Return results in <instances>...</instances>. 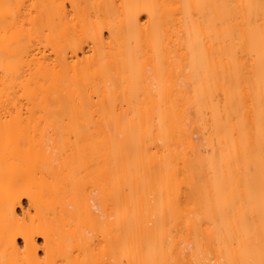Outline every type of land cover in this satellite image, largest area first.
Listing matches in <instances>:
<instances>
[{
  "label": "bare ground",
  "instance_id": "obj_1",
  "mask_svg": "<svg viewBox=\"0 0 264 264\" xmlns=\"http://www.w3.org/2000/svg\"><path fill=\"white\" fill-rule=\"evenodd\" d=\"M4 3L42 38L0 8V262L258 259L264 0Z\"/></svg>",
  "mask_w": 264,
  "mask_h": 264
},
{
  "label": "snow or ice",
  "instance_id": "obj_2",
  "mask_svg": "<svg viewBox=\"0 0 264 264\" xmlns=\"http://www.w3.org/2000/svg\"><path fill=\"white\" fill-rule=\"evenodd\" d=\"M34 8L36 7L35 5L33 6ZM73 9H75L76 5L72 6ZM0 8L3 9V18L4 20L7 22L9 20V18H11L12 20V25L11 27L13 28H17L18 30L21 31V35L18 36L16 43H20L22 41L25 40H30L31 43L36 44L39 42V39L42 38V30L39 27V24L36 25L35 27V36H32L31 33L33 32V26L31 23H29L28 28H27V32H23L24 30V24L23 23H19V25L17 26V12L14 10L15 6L11 5V4H0ZM67 14V13H66ZM8 28V24L6 23V30ZM30 54V53H27ZM25 54V55H27ZM15 53L13 54L12 57H9V59H12L15 57ZM30 66V65H29ZM262 74H264V60H262ZM17 80L20 79V73L17 72V75L15 77ZM6 79H7V75H6ZM22 83V81H21ZM5 91H6V95L4 98V107H5V114L7 115L8 112L10 111H16L17 112V117L20 120V122H23V118L25 117L26 113L23 111V99H27L30 107H29V112L34 111L33 107H32V102L34 99V95L33 93H28L25 91H21L20 95L22 99H16L15 98V93L12 92L8 86L6 85L5 87ZM33 92L38 95V91L37 90H33ZM16 105H19V110H17ZM260 134H261V138H262V152H264V111H262V117H261V128H260ZM262 165H264V162H262ZM97 211H100V209H97ZM40 235H44L45 237V243L43 245H35V247L40 248L43 247L44 252H45V257H47L48 255V248H49V238H48V234L47 233H39ZM26 241H27V237H26ZM220 240L217 239V245H220ZM237 242L235 240H233V244H236ZM180 245L181 247H185V246H192L194 248V254L193 257L191 259L188 260H177V259H167V260H161V261H154L152 262V264H224L223 261H219V260H211L210 258L205 260V259H198L197 255H199L202 252V249L204 248V241L202 237H197V243L192 245L191 242H188V245H185V242L183 240V237H181L180 240ZM27 249V243L25 246V250ZM174 249L172 247H169L167 249V254L169 256L172 255ZM209 257L211 256V252L209 251L208 253ZM0 264H4V262H0ZM8 264H37V261H12V262H8ZM38 264H46V260H39ZM52 264H71V261H53ZM112 264H124V260L120 259V260H114L112 261ZM128 264H133L132 261H129ZM142 264V262H141ZM228 264H264V238L261 239V246H260V253H259V258H250L247 260H231L228 262Z\"/></svg>",
  "mask_w": 264,
  "mask_h": 264
},
{
  "label": "rangeland",
  "instance_id": "obj_3",
  "mask_svg": "<svg viewBox=\"0 0 264 264\" xmlns=\"http://www.w3.org/2000/svg\"><path fill=\"white\" fill-rule=\"evenodd\" d=\"M239 173H240V170H237L233 176L237 177ZM204 179L205 177L200 178L201 181H203ZM195 184H196V181H195ZM197 202H198V199L196 198V195L194 194L193 203H194V216L195 217L199 216V210L196 207Z\"/></svg>",
  "mask_w": 264,
  "mask_h": 264
}]
</instances>
